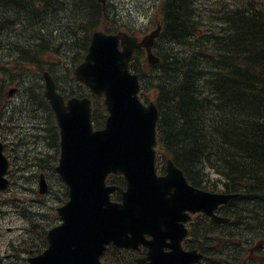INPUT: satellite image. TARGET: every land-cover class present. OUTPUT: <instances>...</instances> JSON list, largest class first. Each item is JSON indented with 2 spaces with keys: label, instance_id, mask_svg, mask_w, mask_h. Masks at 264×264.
<instances>
[{
  "label": "trees",
  "instance_id": "trees-1",
  "mask_svg": "<svg viewBox=\"0 0 264 264\" xmlns=\"http://www.w3.org/2000/svg\"><path fill=\"white\" fill-rule=\"evenodd\" d=\"M23 2L0 0V40L4 36L1 30H11L19 23L7 22L9 15L21 12L20 7L26 4L27 11L36 5L31 0ZM38 2L41 11L52 7L44 13L48 17L65 10H70L72 16L76 14L72 25L63 26L70 32L63 31V35L71 37L65 40L73 41L83 50V54H73L75 65L83 60L94 29H115L109 10L97 0ZM163 12L166 28L162 38L166 44L177 43L179 47L178 50L166 48L170 54H160L161 63L153 66L155 73L158 72L153 74V85L161 115L160 147L168 150L194 183L207 178L202 173L215 169L229 179L232 189H243L251 205L264 201V0H239L235 6L214 16L222 30L213 40L211 30L205 37L198 36L200 20L196 18L193 0H169ZM64 19L59 18V24L61 21L64 25ZM77 30L84 34L80 36ZM54 32L49 33V38L56 39L58 31ZM21 37L0 48L9 52H13L12 48L23 51L20 57L7 54V60L13 58L19 63L38 64L43 68L48 63L47 51H44L48 44L30 38H23L26 42L21 43ZM53 55V63L58 65L57 59L63 54ZM143 57L144 54H135L132 68L144 82ZM23 78L24 84L35 83L30 74ZM7 83L9 81L0 79V101ZM29 89L33 99L44 103L39 88ZM74 90L71 93H75ZM142 97L147 100L146 96ZM96 104L94 120L97 126H102L104 119L98 117L101 110L98 100ZM52 135L55 137L52 148L56 150L59 138L55 121ZM35 159L39 167L48 166L51 161L49 155L39 163L38 158ZM29 162L23 159L24 165ZM111 181L116 182L113 177ZM254 219L264 220V206ZM39 232L44 237V231Z\"/></svg>",
  "mask_w": 264,
  "mask_h": 264
},
{
  "label": "water",
  "instance_id": "water-1",
  "mask_svg": "<svg viewBox=\"0 0 264 264\" xmlns=\"http://www.w3.org/2000/svg\"><path fill=\"white\" fill-rule=\"evenodd\" d=\"M157 34L158 30L138 41L123 31L94 32L85 60L75 73L94 93L105 96L109 114L104 128H93L90 98L73 97L66 102L51 74H45V95L61 132L57 171L69 184L71 199L58 208L64 222L49 231L48 249L31 258V264H100L107 243L136 247L147 233L157 237L154 246L164 240L157 231L162 234L170 213H179L180 220L186 210L204 207L202 196L211 198L213 207L224 199L190 186L171 161L167 176L155 173L158 110L154 103L146 106L141 102L139 76L130 71L129 62L134 49L141 46L147 48L150 62H158L151 53ZM8 167L0 142V190L9 185L5 177ZM110 172L126 176V190L106 185ZM117 188L123 195L121 203L110 200ZM173 188L177 192L168 196ZM45 190L42 180L41 191ZM174 221L164 228L169 235L176 232ZM181 236L179 231V239Z\"/></svg>",
  "mask_w": 264,
  "mask_h": 264
},
{
  "label": "bare ground",
  "instance_id": "bare-ground-1",
  "mask_svg": "<svg viewBox=\"0 0 264 264\" xmlns=\"http://www.w3.org/2000/svg\"><path fill=\"white\" fill-rule=\"evenodd\" d=\"M38 1L40 0H36V5L32 6L30 11L25 10V8L27 7V4L23 8L20 7L21 12L16 13V15H9V21L7 22H11V24L17 23V22L23 23L24 26H26V30L28 32L27 35H25L23 38L34 39V42L47 43L48 47H45L44 51L53 52V53L57 52L58 54H68L72 52L71 47L68 45L67 41L64 38L65 36L63 35V31H66V30L64 29L63 26H66L68 24L72 25L74 23L76 14L74 16L72 15L66 16L67 11L65 10V12L63 11L60 13H56V16L48 17L45 14H47V12L52 7H49L48 9L41 11ZM20 3L24 4L23 0H20ZM58 17L65 18L64 25L61 24V27H59V29L56 26L59 24ZM69 17L71 19H68ZM7 22L4 25H6ZM56 30L58 31V34L60 32L62 34V35H59L58 37V43H54L52 39L49 38V33L51 32L55 33L54 31ZM1 32L4 35H11L13 37L14 42L18 39L16 35H14L12 31L9 29L1 30ZM19 45H24V44H19ZM171 47H176V49L178 50L179 44L177 43L176 44L174 43L173 45H171V43L166 44V46H164V54H170L169 51H166V48L169 49ZM12 50H13V53L15 52V54H13L14 57H20L21 55H23V51L18 50V48L17 49L12 48ZM58 83L60 87L66 90H70V84L67 80L60 78L58 80ZM30 87L34 88L35 86L30 85L28 87L27 98H25L27 100H32L31 99L32 91L29 89ZM32 101L33 102H30V103L29 102L27 103L26 101H24L23 105L20 104L21 112L26 113V115H28L29 117L32 116L30 124L28 123L26 125L18 121L16 118H12V117H9L8 119L9 120L8 128L10 130L17 132V133L18 132L22 133L24 131L28 132V134H18L16 136L17 146L20 150L21 155L24 156V158L28 156L29 146L32 144L38 145L43 151H46L44 150L45 148L48 150L51 149L55 144L54 142L55 137L52 135L53 124L50 118L46 119V123L43 125L42 129H38L37 127L33 125V120L38 115H40L42 112L46 111V108H47L46 104L43 102H40L37 99H33Z\"/></svg>",
  "mask_w": 264,
  "mask_h": 264
},
{
  "label": "flooded vegetation",
  "instance_id": "flooded-vegetation-1",
  "mask_svg": "<svg viewBox=\"0 0 264 264\" xmlns=\"http://www.w3.org/2000/svg\"><path fill=\"white\" fill-rule=\"evenodd\" d=\"M0 54H14L13 52H9V51H3V50H0ZM35 54V53H34ZM49 54V53H48ZM38 88V86H37ZM19 90L16 91V93L12 96V97H9L11 98L12 101L15 100V96L18 94ZM27 98V94L26 96L24 97V99L22 100V103L21 105H23V102L24 100L28 103L30 102H33V98L31 96V99L32 100H27L25 99ZM6 110H9L10 109V105H6ZM5 110V111H6ZM29 117L28 115H26V113H22V118H27ZM32 117V116H30ZM188 228L190 231H192V234L191 236H188L186 239H187V245L185 244L184 247L187 246V249H190V245H192V248L195 247L197 249H199L200 252L204 253L205 255V258L204 260L200 261V262H197L195 264H237L238 261H239V257L236 256L235 259H233V257L230 255H224V256H221L223 254V250L224 248H227L228 246V242H229V238L226 237V236H223V233L219 236H217V241H218V244H215L214 243V237L211 236V234H214L213 233H210L207 235V240L205 241V243L202 244V246L199 245V241H200V238H199V233H200V230H199V224H198V220L195 218V216H193V218L191 219V221L188 223ZM211 228V227H209ZM211 230V229H209ZM212 230H215L212 228ZM189 242H191V244H189ZM263 243H264V238H263ZM148 250V249H147ZM166 250H168V248H166ZM258 251H261V250H258ZM215 252H219L221 255H218V256H215ZM251 252L253 254V249H251ZM147 254H145L146 256ZM137 256L135 254H132V259L134 260ZM228 257V258H227ZM259 259H261L263 261L264 259V254L263 255H260L259 256ZM123 264H129V261L127 259H125L123 261ZM264 264V263H263Z\"/></svg>",
  "mask_w": 264,
  "mask_h": 264
},
{
  "label": "rangeland",
  "instance_id": "rangeland-1",
  "mask_svg": "<svg viewBox=\"0 0 264 264\" xmlns=\"http://www.w3.org/2000/svg\"><path fill=\"white\" fill-rule=\"evenodd\" d=\"M209 3H210V0H199V1L196 0L197 7L203 13V16L205 18H206V10H212L211 8H208ZM213 12H215L217 15L219 14L218 11L213 10ZM141 18H143V17H141ZM139 21H141V20H139ZM24 42H26V41L24 39H22L21 43H24ZM75 51H76V49H75ZM68 54H74L73 50H72V52H70ZM51 58H53V56H51ZM7 61H10V60H7ZM8 63H11V61ZM12 71H15V69L12 68ZM59 73H61V72L59 71ZM27 121L30 124L31 120H27ZM24 124H27V123L24 122ZM14 145H15V143H13V148L15 147ZM35 147H36V145H34V144L30 145L29 150L34 151ZM13 177L17 178V176H15V174L13 175ZM23 224H24V221L18 220L14 215L13 216L7 215V217L0 218V253L1 254H3L5 252V249H6L5 246H6L7 242L11 238L15 239L16 236H18L22 233L19 231V225L23 226ZM23 227L27 228L28 225L25 224Z\"/></svg>",
  "mask_w": 264,
  "mask_h": 264
}]
</instances>
